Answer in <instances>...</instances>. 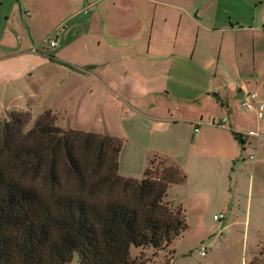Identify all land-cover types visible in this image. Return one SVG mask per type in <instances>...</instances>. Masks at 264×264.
I'll use <instances>...</instances> for the list:
<instances>
[{
    "label": "rangeland",
    "instance_id": "obj_1",
    "mask_svg": "<svg viewBox=\"0 0 264 264\" xmlns=\"http://www.w3.org/2000/svg\"><path fill=\"white\" fill-rule=\"evenodd\" d=\"M151 1L0 0V28H7L14 34L18 50L31 45L48 53L49 49L58 47L57 43L55 48H50L48 40L61 39L57 26L63 31L82 22L108 34L101 38L104 42L101 56H112L109 43L121 50H117L115 69L111 67V74L114 70L117 81L111 85L118 99L115 105L112 101L91 99L87 93H82L83 84L72 80L71 87L66 83L63 88L53 91L50 104L58 112L51 113L56 118L55 125L64 130L109 136L122 142L119 174L136 179L143 178L147 167L156 169L166 158L151 151L179 149L178 141L190 136L189 130L183 126L162 133L146 122L153 117L167 116L168 106H173L176 111L181 106L184 116L179 120L192 117V113L198 111L189 108L191 103L181 99L189 94L199 95L207 85L201 69L194 68L196 62L202 60L211 66L209 77L213 82L220 83L223 78L236 81L231 52L237 45V56L242 66L248 67L252 70L251 75H255V63H261V73L264 74V0H154L159 8L164 4L169 7L167 3L171 2L176 4L171 8L176 18L169 17L174 30L178 28L181 13L190 15V19H183L181 42L177 44L180 49H187L191 37V46L196 45L197 51L192 59L193 65L179 69L161 66L157 58L152 54L148 56L139 48L146 44L142 37L144 28L138 41L133 43L131 52L121 49L131 41L124 42L113 33L119 29L134 30L152 25L155 5ZM119 17L122 19L118 20ZM159 18L160 15L156 24ZM122 21L123 25L120 24ZM256 24L260 26L261 33H249ZM227 28H238L243 32L236 40L234 34L221 32ZM75 32L74 36H77L79 30ZM22 38L25 45L20 47ZM98 70L103 75L110 71L103 63ZM236 73L239 79L240 75ZM169 76H179L171 94L167 85ZM188 79L197 84L194 87L186 84ZM224 84L223 81L221 86ZM204 112L207 114L210 109L205 108ZM44 114L35 117L30 113L31 120L25 132H29ZM261 121L264 123V118ZM163 135L165 141L159 139ZM253 155V160L245 156L238 162L229 160L225 163L209 154L197 156L196 159L204 163L200 168L201 175L192 177L186 186H174L168 190L166 201L184 210L188 224V229L172 244L174 259L171 264H264V151H254ZM151 160L153 165H150ZM220 214L225 218L215 222L214 216ZM204 248L207 249L205 256L202 255ZM165 255L160 253L156 262L164 263ZM138 256V249L133 248L132 257ZM69 264H80L77 254Z\"/></svg>",
    "mask_w": 264,
    "mask_h": 264
},
{
    "label": "trees",
    "instance_id": "obj_2",
    "mask_svg": "<svg viewBox=\"0 0 264 264\" xmlns=\"http://www.w3.org/2000/svg\"><path fill=\"white\" fill-rule=\"evenodd\" d=\"M30 120L0 121V264H69L75 254L80 264H171L188 224L166 198L187 182L184 169L165 156L141 179L122 177V142L64 130L51 112L26 133Z\"/></svg>",
    "mask_w": 264,
    "mask_h": 264
},
{
    "label": "crops",
    "instance_id": "obj_3",
    "mask_svg": "<svg viewBox=\"0 0 264 264\" xmlns=\"http://www.w3.org/2000/svg\"><path fill=\"white\" fill-rule=\"evenodd\" d=\"M153 1L151 2L155 5V20L152 25L134 30L113 31L114 35L122 38L124 42L131 41L127 46L124 44L121 49L131 52L134 48L133 43L138 41V37L145 29L142 37L146 39V44L139 48L148 56L152 54L157 58V62L161 66L168 65L171 69H179L193 65L192 59L197 51V46H191V37L188 39L187 49H180L177 44L181 42L179 37L183 19H190V15H186L185 12L181 13L179 22H177L178 28L174 30L169 17L176 18L175 11L171 9L176 4L171 2L167 3L170 8L165 7V4L159 8V5ZM159 15V22L156 24L155 21ZM120 19L122 18L119 17L118 20ZM123 21L120 22L121 25H123ZM194 24L193 22L192 25ZM156 25L157 27H155ZM59 27L56 28L59 30V35L61 34L60 40L56 38L58 47L53 50L49 49L51 51L48 53L39 51L38 48L31 45L22 50L16 49L14 34L10 33L7 28L4 30L0 28V121H8L13 113H31L37 117L46 112H58L55 106L50 104L53 91H58V87L63 88L66 83L71 87L72 80L83 84L82 93H87L91 99L112 101L114 105L117 102L118 99L113 94V86H111L117 81L114 70L111 74V67L115 69L117 52H121V50H118L115 44L109 43L112 56H101L100 51L104 43L101 38L107 37L108 34L92 29L85 22L73 24L70 29L65 28L63 31ZM77 29L79 34L74 36ZM221 32H230L235 35L237 40L238 34L243 30L227 28L221 29ZM248 32L254 35L260 34V26L256 24ZM19 44L20 47L24 46L25 40L22 38ZM33 45L35 44L33 43ZM231 61L236 81L223 78L220 83L222 84L224 81L225 84L222 86L219 82L210 80L211 66L208 63L202 60L195 63L194 68L201 69L206 77L207 85L199 95L189 94V96L181 98L183 101L191 103L189 108L198 110L192 113V117L179 120V117L184 116L181 106L177 108V111L173 106H168L167 116L164 118L153 117L152 120H149L150 122H146L150 123L153 129L162 133L180 126L189 130L190 138H181L178 141L179 149L160 148L156 149L157 151H151L154 154L173 159L184 169L188 178L182 186L191 183L192 177L197 178L201 175L200 168H203L204 163L198 161L197 156L203 157L209 154L210 157L225 163L229 160L238 162L245 156L251 159L254 151L258 153L264 151V123L259 121L255 113L240 108L247 93H255L260 100L264 101V74L261 73V63H255V75H251L252 70L242 66L238 60L237 45L234 46V49L232 48ZM102 63L107 64L110 69L108 74L103 75L98 70ZM236 71L240 75L239 79L236 77ZM145 72L146 69L143 73L145 74ZM242 72L245 76H241ZM214 73L217 76L216 71ZM61 74L64 76L59 78ZM169 77L167 85L170 86H168V91L171 94V89L174 88L179 76ZM186 84L194 87L197 83L188 79ZM105 103L107 104V102ZM205 108H209L210 112L206 114ZM236 135H246V137L242 139V142ZM164 138L165 135L159 139L165 141ZM182 145L184 148H181ZM174 186L179 185L172 187L174 188ZM201 192L207 195L204 191L201 190ZM193 197L198 198L195 195Z\"/></svg>",
    "mask_w": 264,
    "mask_h": 264
},
{
    "label": "built area",
    "instance_id": "obj_4",
    "mask_svg": "<svg viewBox=\"0 0 264 264\" xmlns=\"http://www.w3.org/2000/svg\"><path fill=\"white\" fill-rule=\"evenodd\" d=\"M49 46L50 48H55L57 46V41L52 38L50 40H48ZM240 108L242 110L245 111H249L252 113H255L257 115V117L259 119H263L264 118V101L260 100L259 97L257 96V94H249L247 93L245 95V100L244 102L241 104ZM198 132V130H196ZM244 137H246V135H241V138L243 139ZM251 159H255V155L251 156ZM225 218L224 215H220V216H215V221H221ZM207 254V249L204 248L202 251V255H206Z\"/></svg>",
    "mask_w": 264,
    "mask_h": 264
}]
</instances>
